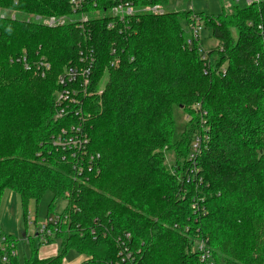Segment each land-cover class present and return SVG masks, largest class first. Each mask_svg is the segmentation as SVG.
I'll return each mask as SVG.
<instances>
[{
	"label": "trees",
	"instance_id": "16d2710c",
	"mask_svg": "<svg viewBox=\"0 0 264 264\" xmlns=\"http://www.w3.org/2000/svg\"><path fill=\"white\" fill-rule=\"evenodd\" d=\"M135 2L165 11L137 13L119 33L107 27L111 0H87L83 11L102 13L85 29L33 21L76 16L70 0H0V202L5 189L17 192L25 218L47 191L67 202L68 219L48 240L62 239L57 254L41 258L34 236L24 264H63L70 250L87 257L80 264H200L198 237L217 264H264V0L196 14L220 46L206 62L199 40L187 44L183 22L193 23L192 11L168 9V0ZM113 44L118 68L109 67ZM92 47L91 90L108 81L84 99L96 164L79 174L52 144L76 121L55 118L57 76ZM24 54L30 63L46 56L47 76L25 69ZM174 106L190 116L182 131ZM196 137L200 151L191 159ZM12 264H22L19 256Z\"/></svg>",
	"mask_w": 264,
	"mask_h": 264
},
{
	"label": "built area",
	"instance_id": "2783aa9c",
	"mask_svg": "<svg viewBox=\"0 0 264 264\" xmlns=\"http://www.w3.org/2000/svg\"><path fill=\"white\" fill-rule=\"evenodd\" d=\"M109 8L105 10L109 19L107 27L110 30L120 29L119 33H124L130 29V20L137 13L147 12L152 15H160L165 9L161 4L149 3L144 6L136 4L135 0H111ZM261 0H246V5H250ZM87 0H70L72 11L76 16L68 15H34L33 21L51 28H57L65 25L67 22H78L80 28L85 29L86 25L90 24L92 16H100L102 11L94 9L92 14L83 11V7ZM237 4H241V0H237ZM3 8H0V16H4ZM12 13L11 17H15ZM203 28L202 20L193 16V23L188 26L192 36L188 39V46H193L195 39L199 40L200 30ZM89 33V30H88ZM199 52L201 58L206 62L208 60L207 52L200 45ZM111 58L109 67L118 68L121 65V57L117 52V47L113 44L110 48ZM20 60V59H18ZM25 69L31 70L36 76L46 77L51 70V63L46 56L40 57L34 63L27 60L26 54L22 60ZM97 62L95 48L82 49L79 54L77 63L66 67L57 76L58 91L56 92L55 102V118L66 119L68 115L76 117V121L63 126L61 130L53 136L52 144L58 151H63V157L69 158L75 170L81 174L83 169L91 170L95 167L96 160L93 154L87 151L89 141L88 135L84 130L82 123L83 118V103L86 96L97 92L100 87L101 80L96 84V89L91 90L93 81V73ZM200 139L193 144L191 158H195L200 151ZM201 142V141H200ZM61 213L48 215L46 218L39 220L36 217L32 218L29 212L28 225L32 227L31 234L37 236L42 242V245H49V239L55 233L61 231V224L68 219V214L63 217ZM130 237V233L127 234ZM195 241L196 244H195ZM51 244V243H50ZM193 251L198 253L200 264H217L208 240L198 237L193 242ZM19 256L18 241L11 234H7L0 229V264H12L13 258Z\"/></svg>",
	"mask_w": 264,
	"mask_h": 264
},
{
	"label": "rangeland",
	"instance_id": "374dc122",
	"mask_svg": "<svg viewBox=\"0 0 264 264\" xmlns=\"http://www.w3.org/2000/svg\"><path fill=\"white\" fill-rule=\"evenodd\" d=\"M237 0H168V9L171 10H190L193 14L197 15H220L222 13H231L234 11L235 6H237ZM246 0H241L239 7H245ZM200 18V16H197ZM203 22V21H202ZM185 28V34L189 35L188 25L183 22ZM217 39L212 35V31L204 27L200 30L199 42L206 52L212 49L220 48L219 43L215 44ZM215 44V45H214ZM214 45V46H213ZM208 56V53H207ZM108 81V75H105L100 83L99 91L102 92L104 85ZM173 116L175 121V126L177 130L182 131L185 125L190 120V116L185 110L174 106ZM196 137L192 143L197 141ZM200 139V137H199ZM201 141V140H200ZM199 141V143H200ZM167 162L172 163V153H167ZM192 155H190L191 157ZM193 159V158H191ZM54 208L50 209L51 205ZM66 200L56 199L51 191L45 192V194L40 198L38 202L34 200L29 203V212L32 218L36 217L39 220L46 218L48 215H54L56 213H61L66 207ZM29 215V214H28ZM0 229L7 233L18 241L19 247V258L24 264L25 258H29L31 255V242L30 239H34V234H31L32 227L28 225V219L24 216V210L21 203L20 195L11 189H5L0 202ZM62 239L57 238L51 247L55 249V253L61 245ZM197 241H195L196 244ZM44 245L39 248V252L45 251ZM41 254V253H40ZM80 254L74 250L68 251L64 258L63 264L77 263ZM41 257V256H40ZM44 258V257H41Z\"/></svg>",
	"mask_w": 264,
	"mask_h": 264
},
{
	"label": "crops",
	"instance_id": "0c3cea01",
	"mask_svg": "<svg viewBox=\"0 0 264 264\" xmlns=\"http://www.w3.org/2000/svg\"><path fill=\"white\" fill-rule=\"evenodd\" d=\"M217 43H219L218 40L216 41L215 44H217ZM215 44H214V45H215ZM214 45H213V46H214ZM50 245H51V244H49V245H44V246H46V247H45V251H44V252H39V255H40L41 257L46 258V257L54 256V255L57 254V253H55V252H56L55 249H53ZM40 253H41V254H40ZM86 259H87V257H86L85 255H80L79 258H78L77 263H72V264H80L81 262L85 261Z\"/></svg>",
	"mask_w": 264,
	"mask_h": 264
}]
</instances>
